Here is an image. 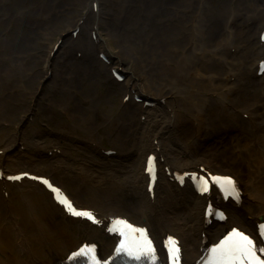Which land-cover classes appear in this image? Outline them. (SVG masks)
<instances>
[{"label": "bare ground", "instance_id": "bare-ground-1", "mask_svg": "<svg viewBox=\"0 0 264 264\" xmlns=\"http://www.w3.org/2000/svg\"><path fill=\"white\" fill-rule=\"evenodd\" d=\"M23 1L0 0V88L10 83L13 52L22 49L23 38L29 41L31 35L30 30H16L12 35L9 24L33 16L35 30L53 26L65 31L60 39L63 46L54 47L53 41L39 56L41 70L35 74L39 80L35 92L42 88L41 83L64 75L65 81L78 85L69 92L70 103L60 108L70 115L72 110L85 109L78 93L92 103L101 96L97 89L103 80L118 86L122 95L116 118L108 115L107 121L96 117L83 120L88 136L68 137L75 147L84 148L81 156L66 154L71 147L63 143L68 136L63 129L49 128L43 134L34 128L27 135L24 126L38 113V107L35 103L22 104L15 121L18 129L8 133L1 145L3 174L10 173L4 169L10 164L48 167L59 184L67 186V178L76 182L77 188L69 192L75 202H91L103 218L124 212L151 225L159 238L168 229L178 232L188 262L198 257L207 230L216 236L236 223L253 229L264 214V72L257 73L258 62L264 58V40L260 38L264 0H113V12L118 10V15L126 17L123 37L107 14L101 13L99 0H34V5L20 8ZM80 1L85 8L72 29L66 11L63 17L55 18L58 3ZM12 5L19 10L4 21L5 16H12L10 9H16ZM88 5L91 12L85 10ZM43 16L49 19L45 26ZM53 19L57 21L51 25ZM100 22L106 25L105 34L117 44L116 52L105 53V59L99 52L110 46L109 40L104 36L97 43L92 38L94 30L99 33ZM73 52H81L87 63L70 65ZM75 57L81 59L78 54ZM119 66L126 73L117 78L113 69ZM85 78L90 83L82 87ZM136 92L155 97L154 104L136 101ZM7 103L3 101L0 121L14 115ZM115 120L116 125L105 132L113 144L109 149L117 150L116 157L101 161L108 156V148L94 130L111 127ZM21 144H25L23 150ZM149 150L164 158L170 172L162 173L153 198L145 188L148 177L143 158ZM200 164L232 170L243 184L241 205L229 199L225 204L229 211L225 223L206 225L203 208L207 195L194 192L187 185L189 181L181 187L172 179L174 170ZM6 176L0 177V264H13L11 253L18 264H52L86 237L99 239L105 248L114 243L104 226L67 215L52 193L34 178L10 181ZM16 190L23 193L22 197L13 196ZM32 193L41 199L34 201ZM48 211L61 216L62 231L46 220ZM5 230L13 233L17 248L3 240Z\"/></svg>", "mask_w": 264, "mask_h": 264}, {"label": "rangeland", "instance_id": "rangeland-1", "mask_svg": "<svg viewBox=\"0 0 264 264\" xmlns=\"http://www.w3.org/2000/svg\"><path fill=\"white\" fill-rule=\"evenodd\" d=\"M34 0H25L22 3L20 2V8L25 7L26 4L28 6L34 5L33 3ZM220 1V0H216ZM101 2L100 8H101V13H106L107 14V19L111 22L112 26L115 25V27L122 32V30L125 27V19L126 17H123L119 14L118 10L117 12H113L112 7H114L113 0H99ZM134 2V1H132ZM58 12L56 14V19H59L63 17V12L66 11L64 14L67 19H68V24L71 25L69 29L73 28L74 26L72 24L75 23L78 15L82 12V10L85 8V4L78 2L74 4H61L58 3ZM89 4V1H88ZM133 6L135 5L132 4ZM130 6V4H129ZM128 6V7H129ZM89 5L85 10H87ZM11 8H16L15 10L10 9V13L12 14L11 17H6L4 18V21L7 20L8 18L13 17V11H18L19 7L17 8L16 5H12ZM56 8V7H55ZM54 8V9H55ZM85 12V11H84ZM96 14L98 12L96 11ZM25 19H22L19 23L12 22L9 25H12L8 30L11 32L12 35L16 33V30H21L22 32L24 30H30L31 35L29 41H25L24 38L21 42L20 45H22V49L13 52L14 59L11 62V70H12V76L9 85H5V88H0V109L4 106L3 101L8 100L9 107L12 109L14 115L9 116L7 119H3V121H0V148L1 145H3V139L6 138L8 133H11L12 131L18 129L19 123H16L15 121L17 120V117L19 116V108L21 107L22 104H27V103H35L38 107V113L35 116L29 117L28 123L24 126V131L27 135H31L33 133V129L37 128L41 133H46L47 129L52 128V129H63L68 133V136H66L65 139H63V143L67 146H70L67 155L73 154L76 156H81L84 153V148L83 147H75L71 142H69L68 137L69 136H74V137H81L84 138L87 135L86 132V125L83 122V120H89L92 117H96L100 121L104 120L107 121L108 115L113 116V118H116L119 114L120 111V103H121V95L122 92L119 90L118 86L115 84H111L107 79L102 81L103 86H100L97 91L100 93L97 99H95V102L92 103V100L85 96L82 93H78L79 95V100L82 101V104H84L85 109L82 111H73L71 107L70 110H72V115L70 114H65L64 112L60 111L61 106H66L67 104L70 103V95L69 92L72 88H75L78 85L73 86L70 80L65 81L64 75L60 74L58 75L56 80H52L50 82H46L45 84L41 83L40 87L37 92H35L36 87L39 82L37 78L35 77V74L38 69L41 70L40 68V61L39 56L41 54L45 53L53 43V41H57L60 38H63L61 34L63 35L65 31L61 32L60 30L57 29V27H51L48 29L46 26L43 29L40 30H35L34 23H35V18L33 16L26 17L24 16ZM27 19H30L29 23ZM42 21L44 26L49 22L48 17L43 16ZM55 19L51 21V25L56 24ZM83 23V22H82ZM67 24V23H66ZM99 39L103 38L104 36L109 40L110 46H105L103 49L107 53L111 54L112 51L116 52L117 49V44L115 39L112 37H108L106 33V25L103 22L99 23ZM39 28V27H38ZM68 32V30H67ZM6 34V33H5ZM122 37H123V33ZM76 39L77 36H74ZM61 42V41H60ZM63 41L61 45L63 46ZM75 53L73 52L71 55H74ZM76 56V54H75ZM73 56L71 62L69 63L70 65H74L78 63H87L85 58H82L79 56L78 59ZM129 59V58H126ZM125 73L126 70L122 69ZM101 75L104 77V73L101 72ZM89 80L90 79H84L82 87H86V85H89ZM81 87V86H80ZM145 96H148L144 94ZM151 98H155L150 96ZM97 105V109L95 106ZM96 109V110H95ZM71 112V111H70ZM106 114V115H105ZM110 116V117H111ZM113 118L111 120H113ZM12 123L10 126L5 124L7 121ZM117 121H114V124L111 127L108 126H100L98 130H94L95 134L99 136L102 135L101 143L105 147H112L113 144L110 142V139L108 138L106 134V130H110V128H113L116 125ZM101 125V124H100ZM98 133V134H97ZM94 134V135H95ZM47 138L48 134L45 135ZM88 138V137H87ZM86 138V139H87ZM85 139V140H86ZM87 141V140H86ZM28 141H26L25 144H27ZM25 144H21V150L25 148ZM29 145V144H28ZM32 150V149H30ZM61 150V149H60ZM60 152V151H58ZM103 153V152H101ZM109 156L111 157H116V155H108L107 157H101V161H105ZM38 157V156H37ZM213 168V167H212ZM33 170V171H39L41 173H47L52 176V178L60 183L56 178L49 172V168H36L33 165H25V164H10V166L5 167V170L7 171H17V170ZM65 170V169H64ZM225 171V170H222ZM231 172H233L231 170ZM67 186H64L66 189L69 190V192L75 190L77 188L76 182H73L71 179L67 178ZM90 182V181H89ZM92 183V182H90ZM24 185V184H23ZM2 193V190L0 189V194ZM22 192L16 190L13 193V196H21L22 197ZM33 200H39L41 199V196H38V194L32 193ZM87 205H92L91 202ZM83 203V204H84ZM93 206V205H92ZM46 220L50 223L51 227L62 231V221H61V216L52 212H46L45 216ZM1 221V219H0ZM8 230V229H7ZM5 230V232L7 231ZM172 230V229H171ZM174 231V230H172ZM8 244L11 246H14V248H17V243H16V238L13 236V233L11 231H7L6 234H4V239ZM5 246V245H4ZM6 249V248H5ZM8 251V250H7ZM11 253V252H10ZM5 255V253H3ZM7 254V253H6ZM12 259L11 263L13 264H18L17 257L15 254L11 253L10 254Z\"/></svg>", "mask_w": 264, "mask_h": 264}, {"label": "snow or ice", "instance_id": "snow-or-ice-1", "mask_svg": "<svg viewBox=\"0 0 264 264\" xmlns=\"http://www.w3.org/2000/svg\"><path fill=\"white\" fill-rule=\"evenodd\" d=\"M119 78V77H117ZM15 179H19V177H16ZM226 183L231 186L232 185V181L228 180L226 181ZM65 204L68 205L69 208H71V204L68 203L67 200L63 201ZM75 215H85V216H89L91 218V214L89 213H81V212H74ZM233 237H239L240 238V242L237 243H228L226 242L224 245H221L219 248L217 249H213L214 253H218L221 259H235L236 254L239 253L241 254L243 257L245 258H249V264H264V261H260L258 259V257L256 256V250H255V245L253 243V241L251 239H249L247 236H243L240 233H233ZM232 238H230L231 240ZM173 244V246L175 245V242L172 241L171 242ZM121 247H124L123 245ZM147 250H150V244L148 245ZM84 251V250H81ZM88 252H93V249H88ZM178 251V249L173 250V256H176V252ZM260 252L264 253V248H260L259 249ZM137 259H139V257H136Z\"/></svg>", "mask_w": 264, "mask_h": 264}, {"label": "water", "instance_id": "water-1", "mask_svg": "<svg viewBox=\"0 0 264 264\" xmlns=\"http://www.w3.org/2000/svg\"><path fill=\"white\" fill-rule=\"evenodd\" d=\"M260 218H261V219H262V218H264V214H263V215H261V217H260Z\"/></svg>", "mask_w": 264, "mask_h": 264}]
</instances>
